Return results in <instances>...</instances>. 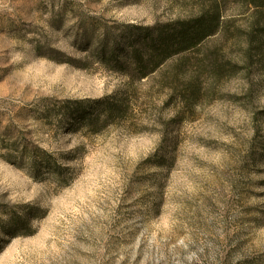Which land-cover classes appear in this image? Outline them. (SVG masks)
Segmentation results:
<instances>
[{"label": "rangeland", "instance_id": "obj_1", "mask_svg": "<svg viewBox=\"0 0 264 264\" xmlns=\"http://www.w3.org/2000/svg\"><path fill=\"white\" fill-rule=\"evenodd\" d=\"M215 1L0 0V264H264V11L127 57Z\"/></svg>", "mask_w": 264, "mask_h": 264}, {"label": "trees", "instance_id": "obj_2", "mask_svg": "<svg viewBox=\"0 0 264 264\" xmlns=\"http://www.w3.org/2000/svg\"><path fill=\"white\" fill-rule=\"evenodd\" d=\"M197 17L143 29L139 47L127 53L132 62L134 76L145 79L174 56L196 49L204 41L219 34L223 27L218 2ZM262 14L264 0H248ZM264 37V28L263 36Z\"/></svg>", "mask_w": 264, "mask_h": 264}]
</instances>
